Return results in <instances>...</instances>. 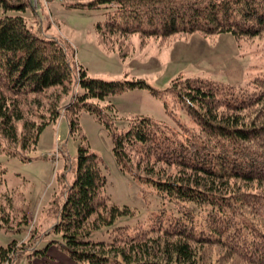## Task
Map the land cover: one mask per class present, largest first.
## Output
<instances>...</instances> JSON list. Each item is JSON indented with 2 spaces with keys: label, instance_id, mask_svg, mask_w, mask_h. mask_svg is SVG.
Wrapping results in <instances>:
<instances>
[{
  "label": "trees",
  "instance_id": "obj_1",
  "mask_svg": "<svg viewBox=\"0 0 264 264\" xmlns=\"http://www.w3.org/2000/svg\"><path fill=\"white\" fill-rule=\"evenodd\" d=\"M33 6V0H0V139L9 144L10 155H16L10 147L35 149L44 129L58 122L62 107L70 114V134L84 139L75 179L53 227L61 240L35 254L50 257L54 243L78 264H203L201 247L214 245L224 253L212 264H264V190H258L264 185V78H256L254 90L243 97L195 77H177L165 93L142 79L92 78L59 38L34 29L26 15L34 14ZM70 6L107 9V18L95 25L97 42L123 59L135 34L147 41L229 32L238 42L264 35V0H88ZM77 79L82 92L71 103L65 98ZM134 89H148L162 99L168 94L186 108L196 127L180 123L186 132H178L134 115L115 136L117 163L131 171L144 162L142 170L150 175L145 180L158 194L186 206L151 226L114 227L111 240H94L95 230L132 210L110 203L107 175L80 130L79 111L88 110L110 127L104 110L115 112V106L109 102L101 109L87 101ZM38 97H47L44 107ZM6 171L0 165V197L4 207L15 209ZM15 243L0 246V264L8 262Z\"/></svg>",
  "mask_w": 264,
  "mask_h": 264
},
{
  "label": "rangeland",
  "instance_id": "obj_2",
  "mask_svg": "<svg viewBox=\"0 0 264 264\" xmlns=\"http://www.w3.org/2000/svg\"><path fill=\"white\" fill-rule=\"evenodd\" d=\"M33 1L34 14L27 12L26 15L34 29L42 35L59 38L70 53L75 52V59L89 77L142 79L163 93L177 77H195L231 88L229 95L236 97H243L246 90H254L256 78H264V35L238 42L229 32L214 36L195 32L189 36L147 41L135 34L128 38L131 53L123 59L117 52H106L97 42L95 25L107 18V9L70 6L88 0ZM81 92L77 79L66 101L72 98L71 103L76 102ZM38 100L44 107L47 97H38ZM87 102L97 103L101 109L109 102L115 106V112L104 110L110 127L86 109L79 111V124L86 142L102 162L107 175L105 192L110 203L132 210V213L119 215L113 225L95 230L91 238L109 241L115 235L110 231L114 227L151 226L161 216L169 218L170 214H177L178 209L186 205L168 201L158 194L156 187L145 180L150 175L142 170L144 162L141 169L137 168L139 164H134L131 171L122 170L113 148L116 134L127 128L128 119L134 115L151 117L178 132L182 130L180 123L193 130L196 124L186 108L168 94L162 99L148 89H134L105 100ZM36 111L33 118L38 114ZM69 118L70 114L62 107L58 122L44 129L36 148L30 151L10 147L16 149V155H10L6 151L9 144L0 139V165L7 170L6 187L13 191L14 205L18 208L4 207L0 197V246L16 241L8 262L1 264H44L45 261L78 264L54 243L48 248L51 258L43 253L35 254L37 249L47 248L51 241L61 240V234L53 232V227L66 191L75 179L78 147L84 140L70 134ZM258 190H264V185ZM2 216L8 220H1ZM200 251H203V264L217 262L224 253L223 248L214 245L201 247Z\"/></svg>",
  "mask_w": 264,
  "mask_h": 264
},
{
  "label": "built area",
  "instance_id": "obj_3",
  "mask_svg": "<svg viewBox=\"0 0 264 264\" xmlns=\"http://www.w3.org/2000/svg\"><path fill=\"white\" fill-rule=\"evenodd\" d=\"M34 2V1H33ZM36 2V1H35ZM35 4V3H34Z\"/></svg>",
  "mask_w": 264,
  "mask_h": 264
}]
</instances>
